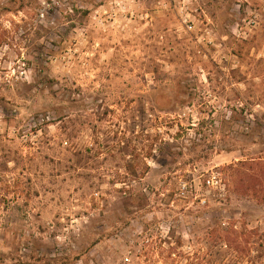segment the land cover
<instances>
[{
	"label": "rangeland",
	"instance_id": "rangeland-1",
	"mask_svg": "<svg viewBox=\"0 0 264 264\" xmlns=\"http://www.w3.org/2000/svg\"><path fill=\"white\" fill-rule=\"evenodd\" d=\"M0 264H264V0H0Z\"/></svg>",
	"mask_w": 264,
	"mask_h": 264
},
{
	"label": "built area",
	"instance_id": "built-area-1",
	"mask_svg": "<svg viewBox=\"0 0 264 264\" xmlns=\"http://www.w3.org/2000/svg\"><path fill=\"white\" fill-rule=\"evenodd\" d=\"M204 184L208 189L212 190H223L221 180L215 174H210L205 180ZM204 203V202H203Z\"/></svg>",
	"mask_w": 264,
	"mask_h": 264
},
{
	"label": "trees",
	"instance_id": "trees-1",
	"mask_svg": "<svg viewBox=\"0 0 264 264\" xmlns=\"http://www.w3.org/2000/svg\"><path fill=\"white\" fill-rule=\"evenodd\" d=\"M248 163H251V162H248ZM248 163H245V164H243V165H246V164H248ZM263 165V164H262ZM249 166H252V165H249Z\"/></svg>",
	"mask_w": 264,
	"mask_h": 264
}]
</instances>
